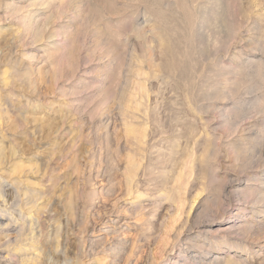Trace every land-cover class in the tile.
I'll list each match as a JSON object with an SVG mask.
<instances>
[{
    "label": "rangeland",
    "instance_id": "obj_1",
    "mask_svg": "<svg viewBox=\"0 0 264 264\" xmlns=\"http://www.w3.org/2000/svg\"><path fill=\"white\" fill-rule=\"evenodd\" d=\"M263 202L264 0H0V264H264Z\"/></svg>",
    "mask_w": 264,
    "mask_h": 264
},
{
    "label": "bare ground",
    "instance_id": "obj_2",
    "mask_svg": "<svg viewBox=\"0 0 264 264\" xmlns=\"http://www.w3.org/2000/svg\"><path fill=\"white\" fill-rule=\"evenodd\" d=\"M47 1V0H46ZM3 2V1H2ZM37 3V2H36ZM46 3V2H45ZM46 6V5H45ZM4 7V6H3ZM43 7V6H42ZM22 10V9H21ZM30 16V15H29ZM31 18H28V17H25V19L23 20L24 22H27V20H30ZM32 20V19H31ZM34 23V22H33ZM30 24V23H29ZM38 25H40V24H38ZM27 26V25H26ZM30 26V25H29ZM31 26H32V24H31ZM28 28V27H27ZM32 29V28H31ZM35 29V28H34ZM33 30V29H32ZM31 31V30H30ZM39 37V36H38ZM34 40H35V38H34ZM49 41V40H48ZM53 42V41H52ZM56 42V41H55ZM39 44V43H38ZM51 44V43H50ZM52 45H54V44H52ZM51 45V46H52ZM2 153V152H1ZM24 195V194H23ZM4 198V197H3ZM256 198V197H255ZM256 200H258V199H256ZM260 200V199H259ZM258 200V201H259ZM263 201V200H262ZM254 203H255V201H254ZM264 203V202H263ZM21 204V203H20ZM36 206V205H35ZM37 209V208H36ZM241 222H243V220H242V217L241 218H239L238 219V221L236 222V224H240ZM234 225V224H233ZM240 225H244V224H240ZM246 225V224H245ZM235 226V225H234ZM262 226V225H261ZM31 228V227H30ZM243 228V227H242ZM237 229V228H236ZM255 230V229H254ZM257 232V231H256ZM28 233V232H27ZM240 233V232H239ZM27 236V235H26ZM253 236H255V235H253ZM6 237V236H5ZM33 237V236H32ZM14 239V238H13ZM30 239V238H29ZM33 239V238H32ZM255 239V238H254ZM16 240V239H15ZM28 243V242H27ZM23 247V246H22ZM30 247V246H29ZM3 248V247H2ZM25 248H27V247H24V249ZM38 248V247H37ZM232 247L230 246V247H227V249H226V251H228V250H230ZM28 249L29 248H27V251H28ZM53 250V249H52ZM32 251V250H31ZM34 251H35V249H34ZM225 251V252H226ZM24 252V251H23ZM30 252V251H29ZM22 253V252H21ZM33 257H38L39 256V253L38 252H36V253H34L33 255H32ZM13 258V257H12ZM43 259H44V256H43ZM41 260V259H40Z\"/></svg>",
    "mask_w": 264,
    "mask_h": 264
}]
</instances>
